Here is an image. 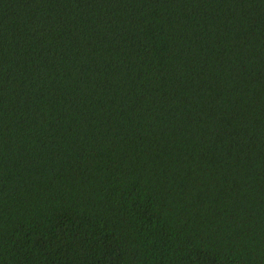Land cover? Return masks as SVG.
<instances>
[{
    "label": "trees",
    "instance_id": "trees-1",
    "mask_svg": "<svg viewBox=\"0 0 264 264\" xmlns=\"http://www.w3.org/2000/svg\"><path fill=\"white\" fill-rule=\"evenodd\" d=\"M0 264H264V0H0Z\"/></svg>",
    "mask_w": 264,
    "mask_h": 264
}]
</instances>
